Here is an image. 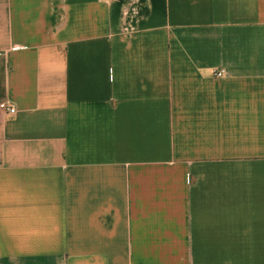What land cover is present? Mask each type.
Here are the masks:
<instances>
[{
  "label": "crops",
  "instance_id": "1",
  "mask_svg": "<svg viewBox=\"0 0 264 264\" xmlns=\"http://www.w3.org/2000/svg\"><path fill=\"white\" fill-rule=\"evenodd\" d=\"M1 101L0 264H264V0H0Z\"/></svg>",
  "mask_w": 264,
  "mask_h": 264
},
{
  "label": "built area",
  "instance_id": "2",
  "mask_svg": "<svg viewBox=\"0 0 264 264\" xmlns=\"http://www.w3.org/2000/svg\"><path fill=\"white\" fill-rule=\"evenodd\" d=\"M213 75L216 76V77L217 76H221L222 75V71L221 70L214 71ZM0 109L5 111L7 114H14V112H15L14 107L11 104L7 103L6 101H1L0 102Z\"/></svg>",
  "mask_w": 264,
  "mask_h": 264
}]
</instances>
